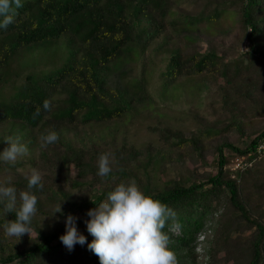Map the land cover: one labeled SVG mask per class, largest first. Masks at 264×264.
<instances>
[{
	"label": "trees",
	"instance_id": "16d2710c",
	"mask_svg": "<svg viewBox=\"0 0 264 264\" xmlns=\"http://www.w3.org/2000/svg\"><path fill=\"white\" fill-rule=\"evenodd\" d=\"M193 1L198 11L178 20L173 0H21L19 8L13 5V23L0 29V140L18 136L28 150L38 149L27 163L40 173L43 187L32 190L37 212L30 234L6 237L2 226L15 214L0 216V264H99L87 249L93 238L84 225L86 212L130 178L176 212L164 231L177 264L195 263L198 243L205 244L206 264H264V151L257 150L264 124L247 136L243 148L228 140L232 133L245 137L242 118L264 115V0ZM229 10L237 15L241 41L248 42L234 61L214 49L185 54L169 46L170 28L182 34L188 49L196 23L213 26ZM151 46L158 53L169 50L161 73L165 89L184 76L218 77L228 119L189 137L161 130L167 148L148 145L142 158L124 138L111 151L68 138L69 129L106 128L154 103L143 76L129 83L121 79L127 64ZM39 62L50 66L36 69ZM48 131L59 138L42 147L40 137ZM104 153L112 170L100 177L97 160ZM207 153L216 160V173H194L191 166L203 165ZM243 156V169L227 168ZM22 164L0 162V171ZM9 182L19 192L27 176L0 180ZM59 204L61 212L51 216ZM68 213L78 217L77 228L86 236V244L71 251L59 240ZM207 224L211 232L205 237Z\"/></svg>",
	"mask_w": 264,
	"mask_h": 264
},
{
	"label": "rangeland",
	"instance_id": "374dc122",
	"mask_svg": "<svg viewBox=\"0 0 264 264\" xmlns=\"http://www.w3.org/2000/svg\"><path fill=\"white\" fill-rule=\"evenodd\" d=\"M173 1V10L176 14L174 18L177 20L183 18L181 15H193L198 11V6L193 0ZM172 17L169 19L171 20ZM216 21L210 27H207L203 22L196 23L191 30L194 40L189 44L188 49L182 34L176 35L170 28L168 34L172 36V41L169 46L171 48L177 46L185 54H191L193 51L203 54L207 50L214 49L218 53H226L225 61H234L239 56L238 52L244 53L248 49L247 40L241 41L240 38L237 15L229 10L220 15ZM169 56V50L158 53L151 46L127 64V71L121 78L122 83H129L143 76L146 88L154 99L153 104L132 110L125 118L110 122L106 128L100 127L98 124H91L82 126L77 130L69 129L66 133L67 137L74 140L75 143H79L83 139L86 144H98L108 151L116 149L124 138L138 151L137 156L142 158L148 145L152 149L156 147L167 148L161 140V130L189 137L196 134L200 127L213 126L219 120H227L228 115L222 108L220 94L222 83L218 77H213L207 73L184 76L176 80L173 87L168 89L163 87L164 79L161 73L166 69ZM58 63L59 61L56 64ZM49 66V63L44 65V62H39L35 68L40 69ZM258 94L256 91V95H254L257 100H259ZM242 121L245 123V137L240 138L233 133L228 136L230 143L241 148L247 145V136L264 124V115L244 117ZM6 146L4 139L0 140V150ZM37 152V148L28 150V155L17 159L23 163L22 165H17L13 169L1 170L0 180L30 175L33 169L29 167L27 161ZM226 152H228L227 149H225ZM233 161L234 158L227 165L231 171L234 170L232 168ZM199 162L195 166H191L194 173L201 174L205 171L212 174L216 173V160L212 154L207 153L201 160L203 165ZM166 168L169 172L174 171L171 165H167ZM74 172L72 169L71 174ZM206 228L205 237L211 232L210 224H207ZM200 238L202 239V236ZM204 245L202 243L197 244L195 263L188 259L185 264H206Z\"/></svg>",
	"mask_w": 264,
	"mask_h": 264
},
{
	"label": "clouds",
	"instance_id": "9594fccd",
	"mask_svg": "<svg viewBox=\"0 0 264 264\" xmlns=\"http://www.w3.org/2000/svg\"><path fill=\"white\" fill-rule=\"evenodd\" d=\"M21 0H0V29L13 23L14 9ZM48 110L50 103L43 102ZM55 131L42 134L41 146L58 140ZM7 146L0 150V162L14 164L19 157L28 155L27 146L20 138L8 136ZM109 155L100 154L97 160V175L106 177L111 172ZM40 173L33 169L27 176L26 188L17 192L11 183L0 184V216L14 213V219L5 220L3 232L6 237L18 240L30 234L31 221L37 212V196L32 191L42 188ZM95 207L86 212L84 221L87 233L93 238L87 249L99 259V264H177L174 252L169 248V237L164 231L166 223L175 222L176 212L152 194L145 193L135 179L116 184ZM61 212V206L52 213ZM78 217L65 215V231L59 236L69 250L75 245L84 246L86 236L77 228Z\"/></svg>",
	"mask_w": 264,
	"mask_h": 264
},
{
	"label": "built area",
	"instance_id": "2783aa9c",
	"mask_svg": "<svg viewBox=\"0 0 264 264\" xmlns=\"http://www.w3.org/2000/svg\"><path fill=\"white\" fill-rule=\"evenodd\" d=\"M257 150L260 152L264 151V138L259 142ZM245 165H246V163H244V157H236L233 161L232 168L234 170L243 169L245 167Z\"/></svg>",
	"mask_w": 264,
	"mask_h": 264
}]
</instances>
